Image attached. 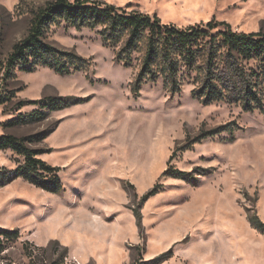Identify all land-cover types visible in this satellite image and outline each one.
Here are the masks:
<instances>
[{"label": "rangeland", "instance_id": "374dc122", "mask_svg": "<svg viewBox=\"0 0 264 264\" xmlns=\"http://www.w3.org/2000/svg\"><path fill=\"white\" fill-rule=\"evenodd\" d=\"M55 1L0 0V136L25 138L60 168L63 185L51 194L19 178L0 188V232L21 236L0 264H31L25 241L52 259L66 250L64 264H264V233L248 221L264 224V112L244 111L224 88L204 105L196 70L180 68L177 92L161 74L135 88L142 53L121 61L124 43L104 42L103 26L76 29L57 16L40 37L57 57L28 60L30 71L9 67L38 11ZM91 2L178 29L214 20L264 33V0ZM22 162L0 151V168ZM155 185L159 193L141 201Z\"/></svg>", "mask_w": 264, "mask_h": 264}, {"label": "trees", "instance_id": "16d2710c", "mask_svg": "<svg viewBox=\"0 0 264 264\" xmlns=\"http://www.w3.org/2000/svg\"><path fill=\"white\" fill-rule=\"evenodd\" d=\"M56 16L76 29L103 26L104 42L124 43L120 54L117 55L121 61V55L129 57L135 52L142 53L141 69L135 79V88L143 78L154 82L156 75L161 74L170 91L177 92V75L180 68L185 71L196 70L202 77L197 94L204 105L221 101L224 88L230 99H238L241 102L244 111L264 112L262 32H234L225 22L214 20L208 22L204 29L200 25L178 29L161 24L155 16L150 17L138 11L127 12L113 5L96 4L91 0H56L38 11L27 37L13 47L8 61L9 67L19 63L22 69L30 71L31 64L28 60L57 57V51L44 45L40 39L44 26ZM123 60L127 61L126 58ZM199 62L201 67L198 68L196 66ZM243 62H254L258 71L251 72L248 76L242 66ZM251 77H256V80L252 82ZM13 123L10 122V125ZM7 150L21 157L23 162L13 171L0 168V188L20 178L51 194L63 192L59 177L60 168L40 159V152L29 148L25 138L0 136V151ZM168 173L165 171L164 175ZM171 176L188 181L181 172ZM158 193L159 188L155 185L141 201L144 202ZM135 213L140 220L139 211ZM248 221L253 228L264 233V224L257 217H249ZM20 238L18 230L1 231L0 254ZM21 245L24 257L31 264H64L66 250L56 259H52L53 256L48 253L47 248L37 247L28 241L22 242Z\"/></svg>", "mask_w": 264, "mask_h": 264}]
</instances>
